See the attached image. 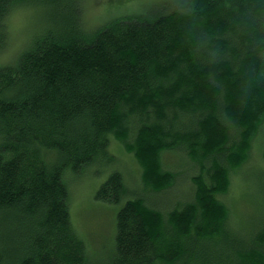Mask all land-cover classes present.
<instances>
[{
    "label": "trees",
    "instance_id": "obj_1",
    "mask_svg": "<svg viewBox=\"0 0 264 264\" xmlns=\"http://www.w3.org/2000/svg\"><path fill=\"white\" fill-rule=\"evenodd\" d=\"M82 4L0 0V55L10 14L35 13L18 57L0 59V264H103L69 207L67 178L94 167L108 172L95 198L117 208L108 264H264V172L247 177L253 214L237 228L218 199L256 139L264 158V0H193L160 16L126 5L92 32ZM114 141L139 161L134 194L110 167ZM187 158L198 176L154 209L150 195Z\"/></svg>",
    "mask_w": 264,
    "mask_h": 264
},
{
    "label": "rangeland",
    "instance_id": "obj_2",
    "mask_svg": "<svg viewBox=\"0 0 264 264\" xmlns=\"http://www.w3.org/2000/svg\"><path fill=\"white\" fill-rule=\"evenodd\" d=\"M161 1H165L169 5L162 6L164 4H160L159 2ZM192 1L193 0H84V4H82L83 8H81L83 16L82 22L88 32H92L93 29H102L103 26L108 23V20L114 17L108 15L112 13L115 14L121 9L119 7H125L126 5H129L126 7H130L131 5L138 8L136 9L138 13L157 11L155 16H160L163 12L158 10L162 8H164V12L167 13L173 11L183 12L185 11V8H188V4ZM140 8L142 9L140 10ZM34 15L35 13L26 10H19V12L15 11L10 14L8 20V26L10 27L9 29L11 33L10 44H6L3 54L0 55L2 61L8 62V60L10 61L11 59L18 57L21 53L23 49L22 47L30 37V33L32 32L33 34L35 32L31 26V18ZM254 143L247 163H245L240 170L236 169L234 174H232L229 193L222 197L221 200L219 198V201L225 202L231 209V224L234 228H237V225H239V223H236V220L239 221L242 218L241 221H245L242 217L244 214L247 215L248 219L253 214V210L250 209L253 201L247 198V195L245 194L254 191L257 186V180L253 177H247L252 176V172H264V158L261 153V140L256 139ZM257 143L260 144L258 145ZM110 151L116 158V160L111 163L112 165L110 167L124 171V174H126V182H131V185L129 186L128 184L127 188L133 189V194L135 191L141 190L143 188V180L142 170L138 159L127 153L122 144L117 141H114ZM185 161L189 162V166H186V168L181 167L178 162H176L174 166L173 164L175 160L173 161L172 170L179 173L176 184L172 186L170 190L157 196L160 198V201H157V197L154 195H150L151 198L148 197L150 200L152 199L154 202L160 203L162 199H165L164 202L170 203L174 198L186 193L189 186L188 183L192 182V179L198 176L199 168L195 166V163L192 162V160L190 161L187 158ZM90 171L91 173L88 172L76 177L70 176V179L69 177L67 178L71 193L69 202L71 220L73 227L78 232V235L83 238L89 251L90 248L93 249L91 253L94 258L93 260H95L94 262L108 264L114 249V230L117 209L114 206L103 203L102 201H97L95 198V194L99 189V186L105 181L108 172L101 175L96 173L97 170L95 171V168ZM88 177H90V179ZM132 197L135 198L138 197V195ZM188 199L189 197H185L184 200L187 201ZM156 203L153 208L164 212L166 206L162 203ZM243 225L245 226L246 224ZM239 230H244V227Z\"/></svg>",
    "mask_w": 264,
    "mask_h": 264
},
{
    "label": "bare ground",
    "instance_id": "obj_3",
    "mask_svg": "<svg viewBox=\"0 0 264 264\" xmlns=\"http://www.w3.org/2000/svg\"><path fill=\"white\" fill-rule=\"evenodd\" d=\"M173 2V1H172ZM174 3V2H173ZM173 5V4H172ZM186 9V8H185ZM190 11V10H189ZM192 11V10H191ZM184 12V11H183ZM170 14V13H169ZM185 14V13H184ZM165 15V14H164ZM163 22V21H162ZM164 23V22H163ZM255 144V143H254ZM258 144V143H257ZM255 147V146H254ZM181 159V158H180ZM95 168V167H94ZM93 168V169H94ZM238 169V168H237ZM89 171V170H88ZM87 172V171H86ZM83 174V173H82ZM124 176H126V174H123ZM74 176V175H73ZM72 176V177H73ZM83 176V175H82ZM88 176V175H87ZM68 177V176H67ZM66 178V177H65ZM85 178H86V176H85ZM89 179H90V177H88ZM125 178V177H124ZM131 178V177H130ZM234 178V177H233ZM69 179H70V176H69ZM93 179V178H92ZM126 179V178H125ZM92 181V180H91ZM123 181H124V179H123ZM126 181V180H125ZM124 181V182H125ZM128 181V180H127ZM212 181V180H211ZM69 182V181H68ZM135 182V181H134ZM66 183H67V181H66ZM101 183V182H100ZM131 183V182H130ZM72 185V184H71ZM136 185V184H135ZM76 186V185H75ZM137 186V185H136ZM141 186V185H140ZM150 186V185H149ZM100 187V186H99ZM149 188V187H148ZM151 188V187H150ZM142 190V189H141ZM128 199V198H127ZM219 199V198H218ZM117 209V208H116ZM247 211V210H246ZM116 212H117V210H116ZM243 217V216H242ZM236 221H238V220H236ZM245 229V228H244ZM234 232V231H233ZM112 244V243H111Z\"/></svg>",
    "mask_w": 264,
    "mask_h": 264
}]
</instances>
